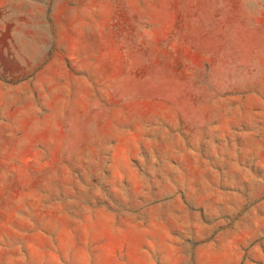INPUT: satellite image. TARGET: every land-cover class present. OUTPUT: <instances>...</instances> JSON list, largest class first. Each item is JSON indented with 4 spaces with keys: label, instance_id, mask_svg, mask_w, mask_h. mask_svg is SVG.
<instances>
[{
    "label": "rangeland",
    "instance_id": "374dc122",
    "mask_svg": "<svg viewBox=\"0 0 264 264\" xmlns=\"http://www.w3.org/2000/svg\"><path fill=\"white\" fill-rule=\"evenodd\" d=\"M0 264H264V0H0Z\"/></svg>",
    "mask_w": 264,
    "mask_h": 264
}]
</instances>
